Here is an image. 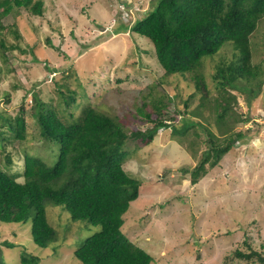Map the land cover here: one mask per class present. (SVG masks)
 I'll list each match as a JSON object with an SVG mask.
<instances>
[{"label": "rangeland", "instance_id": "1", "mask_svg": "<svg viewBox=\"0 0 264 264\" xmlns=\"http://www.w3.org/2000/svg\"><path fill=\"white\" fill-rule=\"evenodd\" d=\"M150 1L44 0L41 17L31 16L28 7L15 18H2L3 25L15 24L20 38L15 40L6 31L0 34L18 45L8 52L10 68L0 58V113L14 117L24 100L27 109L34 93L44 103L57 105L59 87L68 83L78 92L84 88L91 104L131 131L148 126L137 108L145 113L154 101L163 100L162 119L175 110L176 120L167 123L178 130L190 121L194 126L184 135L162 129L148 145L129 143L123 169L140 180L141 187L124 215L123 234L153 258L151 264H260L255 256L237 257L235 250L261 252L264 258V84L252 98L247 90L228 89L236 96V106L233 118L226 119L232 121L233 131L244 132V138L192 183L183 169L198 164L207 130L218 137L221 132L215 110L201 109L200 94H194L189 77L165 76L152 44L131 33V20L117 12L123 3L147 9ZM250 48V64L264 63V17L251 35ZM233 53L230 44L224 45L202 61L211 102L218 95L216 67L233 60ZM239 115L249 121L234 123ZM26 121L24 142L0 143V163L5 154L12 155L11 171H22L23 150L44 156L49 165L55 160L46 154H56V145L44 150L35 122L27 117ZM45 208L55 231L45 250L30 238L29 223L0 222L5 264H19L23 252L39 258L38 264H81L73 252L99 227L73 221L62 206L46 202ZM4 240L14 246L3 247Z\"/></svg>", "mask_w": 264, "mask_h": 264}, {"label": "trees", "instance_id": "2", "mask_svg": "<svg viewBox=\"0 0 264 264\" xmlns=\"http://www.w3.org/2000/svg\"><path fill=\"white\" fill-rule=\"evenodd\" d=\"M122 7L117 12L120 15L125 12L131 20L128 21L131 33L152 44L155 61L164 75L188 76L194 84V94H200L201 109L215 110L221 137L207 130L206 148L198 164L189 171L183 169L189 173L191 182L196 183L207 168L215 167L235 143L244 138V132L233 131L232 121L226 119L233 118L232 108L236 106V96L228 89L247 90L252 98L264 84V63L250 64V39L264 17V0H151L147 9L128 3H123ZM26 9L31 16L41 17L44 0H0V34L6 31L18 40L20 35L14 29L15 24L3 25L1 19L15 18ZM228 44L234 50L233 60L216 67L213 79L218 95L211 102L201 73L202 61ZM13 48L18 45L0 38V58L9 64L7 68L12 65L8 52ZM57 93V105L44 103L34 93L27 107L28 115L25 100L14 117L0 113V143L24 142L27 117L35 122L38 138L46 144L44 150L52 144L57 148L56 154H46L55 159L51 165L44 161V156L23 150L21 172L11 171L12 155H4L0 163V222L29 223L30 238L45 250L55 236L47 220L45 204L48 202L62 206L73 221L86 220L99 227L73 252L81 264H151L153 258L121 230L124 215L131 202L138 198L141 187L140 180L123 169L129 154L126 149L131 142L150 144L162 129L172 128L174 133L184 135L194 123L190 121L176 129L167 122L176 120L177 111L168 119H162L165 104L158 99L145 113L137 108L148 126L129 131L91 104L84 88L78 92L65 83ZM192 97L193 93L189 99ZM248 121L246 116L240 115L233 120L243 124ZM1 148L4 150V146ZM20 177L22 179L18 180ZM2 245L14 246L7 240L2 241ZM2 254L0 249V264H5ZM235 255L248 260L255 256L260 264L264 262L261 252L235 250ZM38 261L39 258L25 252L19 256V264H38Z\"/></svg>", "mask_w": 264, "mask_h": 264}]
</instances>
